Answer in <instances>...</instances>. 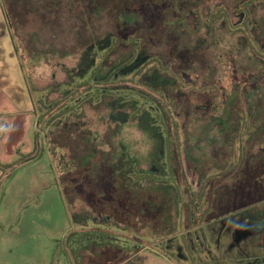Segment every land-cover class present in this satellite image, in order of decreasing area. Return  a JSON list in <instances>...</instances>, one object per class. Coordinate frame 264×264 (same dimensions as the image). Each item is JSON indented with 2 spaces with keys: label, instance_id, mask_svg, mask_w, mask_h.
Here are the masks:
<instances>
[{
  "label": "rangeland",
  "instance_id": "1",
  "mask_svg": "<svg viewBox=\"0 0 264 264\" xmlns=\"http://www.w3.org/2000/svg\"><path fill=\"white\" fill-rule=\"evenodd\" d=\"M182 1L184 9L203 1L207 12L221 8L229 15L233 29L219 33L226 48L224 61L215 56L217 65L210 66L214 52L204 49L209 44L204 43L187 56L182 54L185 61L177 66L173 61L166 65L164 55L172 49L164 38L172 33H165L166 23L155 22L166 21L170 8L168 12L143 7L140 15L135 11L133 17L120 15L115 22L128 25L115 30L113 9L104 7L106 0L99 9H86L88 19L78 0H15L13 8V0H0V264H68L71 248L74 264H90L89 259L105 252L108 264H264V197L245 209L232 205L229 210H238L208 221L195 214L194 206L182 214L172 187L155 201L147 197L152 192L149 179L161 177L164 170L162 122L167 121L170 133L180 139L197 132V127L203 129L207 121L232 126L235 121L223 112L229 102L224 99L235 78L232 70L242 71L240 60L244 61L237 48L257 41L255 29L261 35L263 48L257 47L264 62V0L254 15L257 23L246 24L235 11L244 0ZM138 22H153L150 36L124 39L128 27ZM171 30L179 35L177 29ZM181 32L186 34L185 29ZM152 37L165 43L150 54L161 53L166 62L140 51L142 41L148 43ZM174 38L169 37L172 44L177 43ZM192 40L196 45L199 39ZM181 45L192 48L187 41ZM138 63L142 70L137 71ZM124 64L127 67L121 69ZM189 66L197 73L181 70ZM249 73L241 74L247 82L235 109L248 137L264 129V82L253 85ZM213 75L211 82L208 77ZM178 97L182 105L175 103ZM183 101L197 107L189 113ZM122 115L126 119L119 121ZM62 131L71 136L67 143L61 141ZM87 133L93 142L96 135L111 137L113 149L101 145L99 138L94 151H104L99 158L116 171L114 181L126 198V207L117 213L113 205L86 206L72 200L69 177L91 161V156H84L91 153L93 143L79 142H87L83 135ZM233 133L239 129L234 127ZM240 144L235 142L237 153L230 163L238 161ZM216 173L214 168L212 174ZM190 177L197 192L203 176L192 172ZM251 180L264 188V174Z\"/></svg>",
  "mask_w": 264,
  "mask_h": 264
},
{
  "label": "trees",
  "instance_id": "2",
  "mask_svg": "<svg viewBox=\"0 0 264 264\" xmlns=\"http://www.w3.org/2000/svg\"><path fill=\"white\" fill-rule=\"evenodd\" d=\"M14 1L12 4V8L14 5ZM81 6V12L83 11L86 16V12L88 9L94 8L95 9H99L100 5H102V2H104V0H78ZM104 7L106 8H110L113 9L112 15L111 17L114 19V22L116 21V19L118 18V16L120 15H128L127 17H133V15H136L134 13V11L136 13H138L139 15L142 12V8L143 7H151L154 10H157V8H161L164 9L165 11H168V9H172L171 10V15H165L166 17V21L161 22V21H156L155 23L159 24V23H166L168 25V28L165 30V33H172L175 35L174 38V43H171V39L169 40V37L172 35H168L164 38V41H168V43H166V45L171 46L172 51H169V49H167V53L168 55L171 57L172 59H175L176 62L179 61H185V59L182 56V54H189L191 52V50H194L196 47L201 46L209 43L208 45H206V47L204 49H207V47L211 50H213V57L210 61V66L213 65H217V60L218 61H224V52H225V47L222 45L221 41H222V37L219 36L220 32H224V33H228L231 31L232 28V24L229 21V15H224L222 13V9L219 8L218 11L216 13H209V11L207 12V7L204 6V4H206L205 2H199L197 4L196 7H193L191 9H184L183 5L184 2L182 0H106V2L103 3ZM166 4H169L170 7H165ZM262 4V0H244L242 1V3L240 2V6L239 8H235V11L238 13L239 16V20L243 21L244 24L246 23H250V22H254L257 23V21L255 20V12L257 11V8ZM250 7V8H249ZM201 8V9H200ZM87 9V10H86ZM225 9V10H224ZM251 9H253V14H251ZM223 10L224 11H228L227 8L225 6H223ZM169 12V11H168ZM243 12H245L246 14H243ZM88 13V12H87ZM165 13V12H164ZM89 14V13H88ZM133 14V15H132ZM170 16V17H169ZM87 18V16H86ZM88 19V18H87ZM241 21V22H242ZM137 23V22H136ZM136 23H134V25H131V27H128L130 29V32L127 33L126 37L124 39H131V38H135V39H139L141 41L144 40L145 38H147L149 35V31L152 32V28H151V24L153 22H138L139 25H137ZM116 24L115 26V30L117 29H122L120 27V25H128V24H124V23H114ZM118 24V26H117ZM133 26V27H132ZM171 28L177 29V31L179 32V35H176L175 32H173L171 30ZM143 29V30H142ZM185 29V33L186 34H181L182 30ZM240 32H243L244 29L240 28ZM141 31H144V33L146 35H144L143 33H141ZM117 32V31H116ZM181 32V33H180ZM189 32V34H187ZM234 32V31H233ZM253 32V31H252ZM114 33V32H113ZM202 33V34H201ZM115 35L118 36V39L120 41H122L123 38L120 37L119 33L117 32ZM252 35L256 38L257 41H255V43L251 42V40H248V44L244 43V46H239V48H237L238 53H240L241 55V59L244 61L242 62L238 57V59L240 60V62L242 63L240 68L242 69L243 72H248L250 71L249 75L251 74V76L254 78L255 83L253 85H257L260 86L262 85V83L264 82V62L261 63L260 62V58L262 57V54L260 53L259 49L263 48L261 45L262 43H260L259 41H261L262 39L260 38V33L255 29L254 32L252 33ZM208 36V38H207ZM193 37H198V42L196 43V45H193L195 43V41L192 40ZM153 38V37H152ZM117 39V38H115ZM150 39V38H149ZM160 37H156L153 39H150L148 41V43L146 44L145 41H142V47H140V51L144 52V54L148 57L151 58L150 56H152V58L154 59L157 55H162L160 54H150V52H152V49L156 46H161V43H165L161 40ZM204 39V40H203ZM248 39V37H247ZM184 41H187L189 44H191L192 48H189L188 46H184L182 47L181 43L183 44ZM115 43H113L112 45V49L115 47ZM123 45V43L121 44V46ZM257 45H259V49L257 47ZM165 47V46H164ZM230 47V51H232L231 49V44L229 45ZM120 49V48H119ZM132 49V48H131ZM130 49V52H131ZM121 50V49H120ZM146 51V52H145ZM115 52H117V50H115ZM121 53L124 55H127V53H124L121 50ZM232 53H229V55ZM235 54V53H234ZM150 55V56H149ZM253 55H257L259 57V59L257 60L256 58L253 57ZM187 56V55H186ZM218 57L217 60L215 61L214 58ZM237 56V54H236ZM230 57V56H227ZM158 58V57H156ZM263 58V57H262ZM159 59V58H158ZM162 59H164V57H162ZM139 60L141 62H145V58L143 56L139 57ZM155 60V59H154ZM227 60V59H225ZM133 61V60H131ZM135 61V60H134ZM264 61V60H262ZM129 61H127L126 63H129ZM136 62V61H135ZM250 62V66H247V64ZM142 63H138L137 67L136 65L132 66L134 68V70L137 71L138 70H142ZM127 65H121V69L126 68ZM130 68L131 69L133 68ZM136 67V68H135ZM253 69H259L257 70V72H255ZM246 74V73H245ZM91 81H94V78L90 79L89 84L91 83ZM96 81V80H95ZM110 81V79L108 81H106V83H108ZM84 85H87L86 83ZM260 98V97H259ZM225 102L227 101V97H225ZM261 101V99H260ZM166 104H164L165 106ZM225 114L227 113L228 116H231V110H229V108L227 106H225V110L223 111ZM171 113V112H170ZM171 117H173L172 113L170 114V118H168L169 120L171 119ZM165 120H167V117H165ZM256 120L255 117L251 118V123H254V121ZM163 124L165 123V127L162 126L163 132L164 134L167 133V127H169L167 124L168 122H162ZM224 122L223 121H217V125H214L212 127V130L215 131L216 134V139L212 140V141H207V142H201L200 147L198 146V148L200 150H211L212 147L214 146L215 149V154L216 156L213 159H210V157H205L203 158V163H196V158L194 157V155H188L186 156L188 162L191 159V167L192 168H197L199 165H202L203 167H207V172H206V176H207V184L208 187L207 188H203L202 189V195L199 193H197L196 191H194L191 188L190 185V180L188 178V176L186 177L185 173H184V163L182 162H178L175 161L172 164H170L169 166V178L168 179H164L161 177H155L153 176V178L149 179L151 180L150 183L148 184H152V194L154 193L155 195H158L159 193L161 194V187L164 186L166 183H168L169 187L174 188V190L177 192L178 195V200L179 202H182L183 196H182V188L180 187V183L184 180H186V182L188 183V187H186V191H187V198L191 200L190 204L187 205L188 210L191 209L193 204V199L194 198H205L207 197V199L210 201V199H216V206H217V216H222L221 213H223V215H226L228 213H232L237 211L238 209H232L233 211L229 210V211H225V213L223 212V210L225 209H229L232 206V199L235 200L236 196L242 197V193L241 190L235 191L232 190L231 187H229L230 185V181L231 180V176H233L234 173H236V171L238 170L237 166H241L242 165V155L239 156V161L236 164L233 165H229V160L233 157V154L235 153V150L233 149L230 141H229V134H231L229 132V127H225V125H223ZM177 127L179 126L178 123H176ZM203 126V125H202ZM201 126V127H202ZM209 126L204 125V128L202 129L203 132H209ZM264 127V126H263ZM178 128H177V132H178ZM186 150H193V148H190L189 145L188 147H186ZM248 157L246 160V164L248 162L249 166H247L244 171L247 173L248 176V199L249 196H251V199L249 200V204L247 206H244V208H242L240 206L239 209H245L248 206L254 205L257 201H259L260 199H262L264 197V188L256 183V182H252L251 177L258 175V176H262L264 174V169L260 170L259 168H261V166H263L264 168V129L261 130L260 132H258L257 134H252L251 136H249L248 139ZM263 151V152H262ZM246 157H244V160L246 159ZM215 161L216 162V166L214 167V165H212V162ZM1 165V164H0ZM202 167V168H203ZM200 168V167H199ZM214 168H216L217 173L216 174H212ZM163 169H167V167L165 168V165L163 167ZM193 169V170H194ZM199 170V169H198ZM197 170V171H198ZM154 170H152L151 172L153 173ZM164 171V170H163ZM241 171V168L239 167V172ZM184 173V174H183ZM212 174V176H211ZM184 175V176H183ZM146 176V175H144ZM143 176V180L145 179V177ZM212 179V180H211ZM148 180V181H149ZM211 181H212V186H211ZM143 183H147V181H143ZM210 187V189H208ZM236 189V188H235ZM234 191V192H233ZM158 193V194H157ZM148 200H150V195H147ZM152 201V200H151ZM211 204V202H202V205L198 207V210H196V215L201 212V207H209ZM145 206V205H144ZM126 207V205H123L121 208ZM143 207V206H142ZM143 209V208H142ZM146 209V208H144ZM223 209V210H222ZM202 213V212H201ZM96 247V245H92L91 248ZM105 249V248H103ZM108 253H102L101 255H99L97 258H91L89 259V263L90 264H108Z\"/></svg>",
  "mask_w": 264,
  "mask_h": 264
},
{
  "label": "flooded vegetation",
  "instance_id": "3",
  "mask_svg": "<svg viewBox=\"0 0 264 264\" xmlns=\"http://www.w3.org/2000/svg\"><path fill=\"white\" fill-rule=\"evenodd\" d=\"M161 40V39H160ZM159 57H163V55H157ZM167 60V64H169L170 61H173L172 63H174V66H177L179 64V62H176L175 59H172V56L170 57L169 55H164ZM168 58V59H167ZM163 59L164 62H166V60ZM192 63V62H190ZM194 68L192 66L189 67H183V71L185 70H190ZM180 70V72H181ZM194 74L197 73L196 70H194ZM173 72H175V70L173 69ZM231 73V72H230ZM243 71H239V70H232V77L234 78L232 80V82L230 83V94L227 95V100L229 101L228 104V108L229 110H231V116L229 117V121H235L233 123V127L232 126H228L229 127V132L231 134H229V141L233 147V149L235 150V142L236 141H240V153L239 156L242 155V165L241 166H237L238 170L236 171V173L233 174V176H231V180H229L230 185L229 187H231L232 190L237 191L241 190L242 193V197L236 196L235 200L232 199V205H236V206H241L242 208H244V206H247L248 203V176L247 173L244 171V169L249 166L248 162L246 164V160L248 157V128L242 124L241 120H237L236 118V113H235V109H236V105L240 104V95L244 94L243 93V87L245 82H247L246 78L241 75L243 74ZM199 78L201 77V75L198 76ZM211 77H215V75L213 76H209L208 80H210L211 82L215 81L214 79H211ZM202 78V77H201ZM195 81V80H193ZM206 81V80H205ZM173 97V96H172ZM179 97L182 96L179 95ZM178 97V99L176 100V104L180 105V98ZM182 101V100H181ZM184 102V101H183ZM185 107L189 110V113L194 110V108L197 107L196 104H194V106L190 103H185ZM177 105V106H178ZM182 105V104H181ZM181 107V106H179ZM178 107V108H179ZM199 107V106H198ZM123 116V119L119 120V118H117L116 121H124L126 118H124L125 116ZM199 116V115H198ZM201 117H203L204 119H206L203 115H200ZM189 118V115H188ZM211 119V118H210ZM103 122V121H102ZM206 126H209L208 128L210 129L209 132H203L202 127H197L193 134L191 135H186L183 139H180V136H176L172 133H170L169 131V127H167V133H165V147L163 150V163L165 165V168L167 167V169H164L163 174H162V178L164 179H168L169 178V166L170 164H172L175 161H180L182 163H184V173L186 175V177L188 176V178L191 179L190 176H192V172L199 176H203V180H201L200 182H198L199 184V190L197 191V193L202 195V189L203 188H207L208 184H207V176H206V172H207V167H203L202 165H199L197 168H192L191 167V159L187 160L186 156H188L190 153H193L194 157L196 159H201L198 163H203V158L205 155H207L208 157H210V159H213L216 154L214 146L212 147L211 150H200L198 148V146L200 147L201 142H207V141H212L213 139H216V134L215 132H213L214 130H212V127L214 125H217L213 122H206L205 124ZM78 124L74 123V130L77 128ZM237 127L239 129V133H233V128ZM90 131V130H89ZM85 135L84 137H87V142L86 141H79L82 142L83 144H89V142L93 143V147H92V151L90 154L85 155L86 156H91V161L90 163L86 166H83L82 168H80V170L76 171V172H72L74 173L72 176H70L69 178L71 179V184H72V192H73V197L72 200L76 201L78 200L79 202L85 204L86 206H90L93 204H102V205H113L115 206V208H112L114 210V213H117L119 211V209H121V207L123 205H125L126 203V198L121 194V189L117 186V183L114 181L115 180V169L114 166L110 165L109 163L107 165H105L103 163V159L99 158V154H102L104 151H94V147L98 146L97 145V141L99 140V138H101V140L99 141L101 143V145L104 143V145H106L107 147H109L110 149L114 148V145L111 141V137L109 139L106 140V138L103 135H96L97 136V140L96 142L92 141L90 137V135L92 134H83ZM66 136H68V139L66 138ZM60 138L61 141L63 143H67L68 141H70L71 136L69 135L68 131H62L60 133ZM106 140V141H105ZM177 140V141H176ZM78 142V143H79ZM107 142V143H106ZM77 143V144H78ZM193 148V150H186V147ZM74 150V148H73ZM263 152V151H262ZM74 153V152H73ZM236 150L235 153L233 154L234 158L236 156ZM205 156V157H207ZM247 156V157H246ZM83 157V158H84ZM244 157H246V159L244 160ZM231 158V159H232ZM240 159L238 158V161ZM237 162H233L230 163L229 165H233L238 163ZM200 167V168H199ZM203 167V168H202ZM239 167L241 168V171L239 172ZM194 169V170H193ZM199 169V170H198ZM198 170V171H197ZM183 173V174H184ZM184 176V175H183ZM212 176V174H211ZM212 180V179H211ZM121 183H119L120 185ZM180 187L182 188L183 192H182V196L184 197L182 199V202H180V205L182 207V214H186V212L188 211L187 205L190 204L191 200L188 199L187 196V191H186V187H188V183L186 182V180L182 181L180 183ZM211 186H212V181H211ZM236 188V189H235ZM162 189V193L159 195H155L154 193L152 194V192L149 194L150 195V200L155 201L157 199H159L161 196L163 197L164 195L168 194V189L169 185L168 183H166L164 186L161 187ZM210 189V187L208 188ZM234 192V191H233ZM71 200V199H70ZM179 201V200H178ZM216 199H210V201L207 199V197L205 198H194L193 199V204L195 207V211L198 210V207L202 205V202H211L210 206L207 207H201V212H199L197 215L200 214V216H203L206 221H208L209 219H213L216 218L217 216V206H216ZM112 206V207H113ZM111 209V208H110ZM155 211L158 210L157 208L154 209ZM190 210V209H189ZM223 210V209H222ZM224 211V210H223ZM226 211H229V209ZM233 211V210H231ZM221 215H223V213H221Z\"/></svg>",
  "mask_w": 264,
  "mask_h": 264
},
{
  "label": "crops",
  "instance_id": "4",
  "mask_svg": "<svg viewBox=\"0 0 264 264\" xmlns=\"http://www.w3.org/2000/svg\"><path fill=\"white\" fill-rule=\"evenodd\" d=\"M73 252V248H71V250L69 251V252H67V263L68 264H74V259H73V257L71 256L72 255V252Z\"/></svg>",
  "mask_w": 264,
  "mask_h": 264
}]
</instances>
